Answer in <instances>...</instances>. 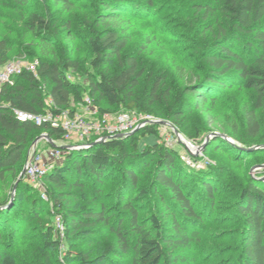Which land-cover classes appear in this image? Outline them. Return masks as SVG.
<instances>
[{
  "label": "trees",
  "instance_id": "1",
  "mask_svg": "<svg viewBox=\"0 0 264 264\" xmlns=\"http://www.w3.org/2000/svg\"><path fill=\"white\" fill-rule=\"evenodd\" d=\"M15 1L20 5L26 2ZM52 1L68 10L76 5L75 0ZM94 1L96 12L88 22L86 43L94 54L91 65L95 73L88 75L87 85L72 77L80 65L69 55L70 50L63 48L61 56L54 60L37 59L36 73L25 69L13 78V84L1 88L0 239H6L7 246L0 248V264H17L9 247L24 237L22 228L26 223L44 240V246L39 248L46 257L44 264H52V254L62 242L68 245L65 259L70 263L194 264L189 252L216 210L219 194L233 180L232 171L224 166L191 169L176 148L160 143L140 148V139L158 134V126L151 123L123 137L114 135L93 143L96 137L88 147L65 150L64 158L54 162L41 179L43 189L34 187L25 175L11 200L12 188L36 138L48 134L52 140H59L66 134L62 127L49 123L19 120L14 110H51L74 116L72 101L80 102L86 96L103 112L109 107L152 115L166 104L164 115L185 133V120L193 111H208V105L215 106L232 87L253 90L254 105L244 110L245 135L259 137L258 141L241 140L220 131L219 125L208 131V135L218 132L233 140L211 137L219 147L227 149L234 162L248 161L254 154L264 152V127L257 116V109L264 107V0H194L201 26L215 37L204 49L206 57L200 64L203 71L196 78L190 77L175 94L170 88H161L163 76H157L151 84L143 81L146 67L138 51L123 52L130 37L121 21L149 17L155 0ZM25 23L43 44L51 46L60 40L56 23L41 13H33ZM63 26L69 31L71 21H64ZM69 36L73 38L72 33ZM9 61L6 41L0 39V71ZM115 174L119 188L114 208H109L103 193ZM262 178L264 169L257 178L249 175L245 183H237L234 178L232 183L237 187L232 193V211L222 219L235 225L238 244L233 250L235 256L215 264H264ZM28 189L31 190L26 194ZM152 201L155 206L147 216L140 217ZM50 204L63 216V241L54 236L55 226L44 217ZM111 211L116 212L115 216ZM106 231L115 235V242L106 243L100 253L90 258L80 243L97 242Z\"/></svg>",
  "mask_w": 264,
  "mask_h": 264
},
{
  "label": "rangeland",
  "instance_id": "2",
  "mask_svg": "<svg viewBox=\"0 0 264 264\" xmlns=\"http://www.w3.org/2000/svg\"><path fill=\"white\" fill-rule=\"evenodd\" d=\"M75 1L76 5L68 10L61 3L56 4L52 0H26L23 5L15 0H0V39L6 41L10 61L31 63L40 58L54 60V58L61 56V49L66 48L70 50L69 55L78 60L80 65L79 70L72 73V77L78 83L87 85L88 75L95 73L91 65L94 54L86 43V36L88 22H92L93 14L96 12V2L94 0ZM194 2V0H155L156 6L149 17H129L121 21L122 29L130 37L129 45L123 52L138 51L140 60L146 67L143 81H149L151 84L157 76H163L165 79L161 88H170L171 94L182 90L190 77L196 78L203 71L200 64L206 57L204 49L215 37L201 26L202 18L199 17L201 14L194 11ZM35 12L41 13L45 18H51L53 23H56L60 40H55L53 44H50L51 46L43 44L40 37L30 31L25 23V20ZM217 18L222 20L223 17L218 15ZM68 20L71 21L69 31L63 26V22ZM71 33L73 38L69 36ZM86 97L80 102L72 101V105L76 108L75 114L94 124L101 122L102 129L104 125L115 123L121 114H126L137 122L126 132L118 133L124 135L131 132L135 133L147 124L154 123L158 126V134L140 139L139 147L143 148L149 144L160 143L168 148H176L182 161L192 166L191 169L206 170L211 166H224L233 172V180L235 178L237 183H245L249 175L257 178L264 169H255L264 165V152L254 154V156L249 157L248 161L236 163L232 160L233 156L226 151L227 149L219 147L217 142H213V138L208 140L203 151L197 152L203 146L208 131L215 130L218 125L221 128L220 131L232 134L241 140L258 141L259 137L252 138L245 135L244 110L254 105L255 93L253 90L232 87L225 92L215 106L208 105V111H193L190 117L185 120V133L180 132L164 115L167 109L166 104L159 106L158 113L152 115L138 111H127L123 108H107V106L108 111L103 112L94 102L92 103L93 107L87 106ZM257 116L263 128L264 107L257 109ZM103 120L106 121L103 122ZM142 121L146 124L138 128L137 125ZM161 121L166 123L162 124ZM175 130H178L184 139L192 143L195 148L193 150L186 148L184 142L177 137ZM205 130L207 132H203ZM201 131L202 133H200ZM100 133H103V130ZM97 136L93 131L91 138L94 139ZM92 139L71 134L63 139L53 141L57 148L67 150L71 146L73 148L74 145L92 142ZM209 144L211 146L208 147ZM50 147L52 145L46 139H40L30 147L28 158L34 152L44 155ZM74 149L79 150L81 148L76 147ZM253 149L254 147L250 150ZM233 180L229 182L228 188L225 187V191L219 194L216 210L207 220L200 236L189 252V259L194 264L227 262L235 256L233 250L238 244V236L234 232L235 225L230 224L226 219H222V216L232 211L234 198L232 193L234 187H237L235 183H232ZM30 183L34 184L36 188L43 189L42 185L35 181L30 180ZM12 184L13 182L8 186V191H11ZM118 188L119 182L115 174L108 181V187L103 193L107 207L114 208ZM30 190L28 189L26 194ZM154 206L155 201H152L148 209L142 211L140 217L147 216ZM111 212L115 216L116 212ZM44 217L55 226L54 236L61 237L63 241L65 230L60 226L63 216L50 204L44 213ZM27 226L28 223L22 228L25 232L24 237L17 243L15 241L10 245L9 251L17 264H44L46 257L39 249L44 246V240L41 239L37 231H33ZM115 240V235L106 231L99 241L80 243V246L86 248L90 258H93L101 252L106 243L115 242ZM6 246L7 240L0 239V248L3 249ZM67 248L66 242H62L61 246L52 254V264H60L63 261H65L63 264H77L76 261L71 263L66 261ZM47 252L51 251L47 249ZM94 264L101 263L97 261ZM108 264L118 263L111 262ZM177 264L183 263L178 262Z\"/></svg>",
  "mask_w": 264,
  "mask_h": 264
},
{
  "label": "built area",
  "instance_id": "3",
  "mask_svg": "<svg viewBox=\"0 0 264 264\" xmlns=\"http://www.w3.org/2000/svg\"><path fill=\"white\" fill-rule=\"evenodd\" d=\"M37 64V60L31 63L22 61H9L6 63L0 71V91L4 84H13V78L21 74L25 69L36 73ZM85 102L89 107L94 106L92 104L93 100L89 96L85 98ZM14 112L19 120L34 121L37 124L49 123L54 127H62L66 131L65 137H68L71 134H78L81 138H87L90 140L92 139L91 134L94 131V133L98 135L96 139L97 141L117 135L118 133L126 132L135 122H137L136 120H132L128 115L121 114L115 123L104 125L102 129L101 122L94 124L84 120V118L80 117L78 114L72 116L69 112L55 114L53 111L49 110L45 113H33L19 109H15ZM105 121L106 120H103V122ZM145 124L146 122L142 121L137 127H142ZM101 130H103V133H100ZM186 143L189 149L193 150L195 148L192 143L188 141H186ZM91 144L92 143L90 142H84L82 145H74L73 148L72 146L70 148H85ZM64 155L65 150L57 147H50L44 155L36 154L34 152L33 155L28 158L26 163V177L41 185V179L51 169L52 164L61 161L64 158ZM42 196L47 199L44 192ZM60 226L62 228V225Z\"/></svg>",
  "mask_w": 264,
  "mask_h": 264
},
{
  "label": "water",
  "instance_id": "4",
  "mask_svg": "<svg viewBox=\"0 0 264 264\" xmlns=\"http://www.w3.org/2000/svg\"><path fill=\"white\" fill-rule=\"evenodd\" d=\"M160 123L165 124L166 122L161 121ZM131 133H133V132H131ZM131 133H130V134H131ZM175 133H176L177 137H178L181 141H183L184 144L186 145V147L189 149V147L187 146L186 140H185L184 137L180 134V132H179L178 130H175ZM116 136H118V137H123V136H125V135H124V134H117ZM213 136H221V137H223V138H225V139L230 140V141L233 142V140H232L231 138H229L227 135H225V134H220V133H218V132H214V133L209 134V135L207 136V138H206V140H205L203 146H201V147L197 150V152H199V151H201V150L203 151V150L205 149L206 145H207L208 140H209L211 137H213ZM40 139H46V140H48V142L52 145V147H57L56 144L54 143V141L49 137L48 134H42L41 136H39L38 138H36V140L34 141V143H37ZM103 140H105V139H102V140H100V141H97V140H96V141H94L93 143H98V142H101V141H103ZM262 168H264V165H260V166L256 167L255 169H262ZM26 170H27V169H26V165H25V167H24V169L22 170V172H21V174H20V176H19L17 182L15 183V185H14V187H13L12 198H11V200H13V198H14L15 192H16L17 187H18V184H19V181H20V180L26 175ZM262 179H264V178H262Z\"/></svg>",
  "mask_w": 264,
  "mask_h": 264
}]
</instances>
